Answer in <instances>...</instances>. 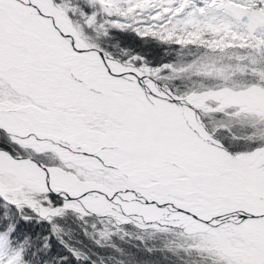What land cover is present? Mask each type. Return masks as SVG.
<instances>
[{
    "label": "snow or ice",
    "instance_id": "obj_1",
    "mask_svg": "<svg viewBox=\"0 0 264 264\" xmlns=\"http://www.w3.org/2000/svg\"><path fill=\"white\" fill-rule=\"evenodd\" d=\"M0 264H264V0H0Z\"/></svg>",
    "mask_w": 264,
    "mask_h": 264
}]
</instances>
